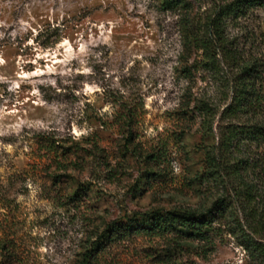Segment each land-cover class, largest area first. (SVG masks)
<instances>
[{"label": "rangeland", "instance_id": "1", "mask_svg": "<svg viewBox=\"0 0 264 264\" xmlns=\"http://www.w3.org/2000/svg\"><path fill=\"white\" fill-rule=\"evenodd\" d=\"M230 1L0 0L4 264H82L97 241L83 264H264L232 204L209 242L103 237L113 222L209 208L224 194L206 153L226 127L264 123V6L226 19L219 39L210 23ZM252 62L261 114L221 119L233 77ZM241 144L231 162L259 161L261 210L264 142Z\"/></svg>", "mask_w": 264, "mask_h": 264}, {"label": "trees", "instance_id": "2", "mask_svg": "<svg viewBox=\"0 0 264 264\" xmlns=\"http://www.w3.org/2000/svg\"><path fill=\"white\" fill-rule=\"evenodd\" d=\"M181 2L182 0H163L162 3L163 7L171 9L176 8ZM256 6H264V0H232L220 5L210 23L214 35L220 39L226 19H236ZM259 77L260 73L254 62L245 63L239 68V72L232 79L230 101L222 109L221 119L241 116L254 119L261 114L262 96L256 88ZM200 109L205 116H209L207 105L202 104ZM244 142L259 147L264 142V123L255 120L252 123L239 122L235 126L226 127L220 134L218 145L206 153V166H208L206 173L210 176L215 174L220 178L224 194L213 200L209 208L204 211H157L141 218L135 225L113 222L107 227L103 235L104 239L114 241L119 236L143 232L172 233L180 238L209 242L212 235H216V231L219 230L215 224H221L227 209L232 204L243 213L244 224L239 221L238 214L235 215V220L241 233L247 237L248 246L263 252L264 243L261 240L264 239V209L260 210L256 201L261 191V186L258 184L260 176L256 172L259 161L238 159L231 162L233 151ZM249 170L254 177H249L247 174ZM100 248L98 241L95 242V246L83 254L82 264L90 263L91 259H95ZM1 250H5L4 244H0V257H2L0 264H4V260L10 259L13 253Z\"/></svg>", "mask_w": 264, "mask_h": 264}]
</instances>
